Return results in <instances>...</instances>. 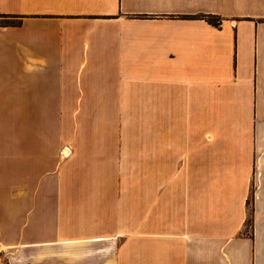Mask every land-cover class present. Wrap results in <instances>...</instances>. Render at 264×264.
Wrapping results in <instances>:
<instances>
[{
	"label": "crops",
	"instance_id": "0c3cea01",
	"mask_svg": "<svg viewBox=\"0 0 264 264\" xmlns=\"http://www.w3.org/2000/svg\"><path fill=\"white\" fill-rule=\"evenodd\" d=\"M41 112L144 183L8 134ZM0 113V264H264V0H0Z\"/></svg>",
	"mask_w": 264,
	"mask_h": 264
},
{
	"label": "rangeland",
	"instance_id": "374dc122",
	"mask_svg": "<svg viewBox=\"0 0 264 264\" xmlns=\"http://www.w3.org/2000/svg\"><path fill=\"white\" fill-rule=\"evenodd\" d=\"M15 22V21H11ZM0 113V120H1ZM72 118H71V117ZM8 127L6 128L10 136L17 134V124L19 131L26 137L34 136L36 139H52L56 142L58 149L65 144L72 148L74 152L73 167L86 168H104V169H136L138 176H133V183L141 185L145 181L144 170L146 169V161L144 157H136L133 151L134 145L130 144H113V143H86L85 136L104 135L108 136L107 129L105 132L92 129L94 133H90L89 127L86 133L81 132V113H7ZM63 143V145H62ZM121 150L118 154V150ZM63 151L60 149V156ZM250 227H248L249 230Z\"/></svg>",
	"mask_w": 264,
	"mask_h": 264
},
{
	"label": "trees",
	"instance_id": "16d2710c",
	"mask_svg": "<svg viewBox=\"0 0 264 264\" xmlns=\"http://www.w3.org/2000/svg\"><path fill=\"white\" fill-rule=\"evenodd\" d=\"M8 18H13V17H8ZM203 18L206 19L210 24H213L216 26H219V24L221 23L220 18H218V17H203ZM6 24L10 25V26H15L14 22L7 21ZM251 221L252 220L250 219L249 224H251Z\"/></svg>",
	"mask_w": 264,
	"mask_h": 264
},
{
	"label": "bare ground",
	"instance_id": "6f19581e",
	"mask_svg": "<svg viewBox=\"0 0 264 264\" xmlns=\"http://www.w3.org/2000/svg\"><path fill=\"white\" fill-rule=\"evenodd\" d=\"M69 154H70V152L68 150H65L64 153H63V156L67 157Z\"/></svg>",
	"mask_w": 264,
	"mask_h": 264
}]
</instances>
